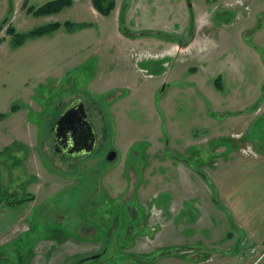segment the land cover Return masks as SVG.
Wrapping results in <instances>:
<instances>
[{"label": "rangeland", "instance_id": "374dc122", "mask_svg": "<svg viewBox=\"0 0 264 264\" xmlns=\"http://www.w3.org/2000/svg\"><path fill=\"white\" fill-rule=\"evenodd\" d=\"M46 1L0 0V187L9 194L0 210L12 211L6 214L20 221L16 230L0 235V264H72L81 256L85 259L79 264H247L254 259L255 264H264V244L248 241L244 246L213 249L198 243L203 237L214 247L218 246L214 241L235 238L232 230L221 233L223 224L215 209L224 214L228 210L219 202L214 183L205 177V167L234 163L240 153L252 157L247 154L264 150V110L259 108L264 105V0H189L192 27L181 17L187 10L180 12V3L175 7L180 0H129L127 10L124 0H115L117 7L124 1L123 20L119 10L111 16L93 12L87 0H73L48 15L27 11ZM112 20L119 25L114 41L110 34L102 35ZM54 21L76 25L27 38L19 45L7 32L9 26L24 33ZM82 21H93L95 26L82 28L78 26ZM153 28L163 43L165 37L177 38L178 53L160 57L166 46L153 45ZM107 53L114 87L87 98L90 92L85 88L96 72V76L102 73L98 70ZM193 71L207 82L220 76L222 90L216 102H252L244 109L226 107L232 110L226 115L237 117L236 124L221 128L225 136L216 138L212 133L197 145L185 144L184 137L206 125L205 115L198 108L192 111V97L181 91L174 95L170 110L161 105L169 88L183 89ZM76 98L91 110L95 106L99 146L90 154L64 158L51 149L48 127L57 110ZM119 101L117 109L112 103ZM123 129L130 131L126 140L119 139ZM111 149L116 152L113 161L106 158ZM159 154L186 165L208 187L206 203L214 214L205 211L204 224L197 217L201 207L196 211L193 201H181L171 218L175 226L183 225L178 232L196 241L184 244L187 249L182 243L176 247L169 238L170 192L161 184L149 191L150 177L161 173ZM22 189L34 200L16 201L23 196ZM185 207L192 209L185 212ZM211 232L214 238L206 239ZM95 254L99 256L89 258Z\"/></svg>", "mask_w": 264, "mask_h": 264}, {"label": "crops", "instance_id": "0c3cea01", "mask_svg": "<svg viewBox=\"0 0 264 264\" xmlns=\"http://www.w3.org/2000/svg\"><path fill=\"white\" fill-rule=\"evenodd\" d=\"M124 1H125V4H124ZM124 1H122V3L118 5L117 7V3L114 0L115 4L111 12L114 10H119L118 12V15H119L120 11H123L122 9L123 4L125 6V10H127L129 7L130 1L128 0V3L126 2V0ZM187 1L189 0H185V1L180 0L179 2L175 4V7L178 3H180L179 11L181 12L184 9L187 10L189 20L187 19L186 17L187 14L185 12L184 13L181 12V17L184 19L186 18L188 22L187 26L190 24L192 27L193 25L190 22L191 15L189 13V10H191L192 8H191V5L188 6ZM185 2H186V8H185ZM72 3H73V0H72ZM87 3H89V6H90L89 8H91L93 12L97 11L93 7L91 0H87ZM111 12L108 15H104V16H111L110 15ZM258 13H261V12H258ZM101 16H103V14H101ZM120 16H121V19L123 20L124 19L123 14H120ZM96 18H100V16L98 15ZM192 18H193V14H192ZM177 19L178 18L176 17V20ZM64 22H60V23H64ZM78 24L82 28L84 27L88 28V27L95 26V23L93 21H82V22H79ZM117 26L119 28V25L117 22H115V20L107 22L105 27L102 29V35L110 34L114 41L115 27ZM58 29H60V27ZM58 29L56 30L58 31ZM150 31L154 32L155 29L153 28ZM152 33L150 34L156 37L150 40H152L153 45L156 47V49H160L161 46H164V44L166 46V48L164 49V52L159 55L160 57L164 55H168V54L173 55L174 53H178L177 38L165 37L168 40L164 41L166 43H163V41L161 40L162 38L161 33H157V34H155V32L154 34ZM191 41H193V38H191L186 43H190ZM186 43H181L180 45H185ZM136 53L138 54L137 51ZM109 57L110 55L107 53V57L102 58L104 64L100 68V70H98V71H101L102 73L100 74V76H96V73H97L96 72L94 76L91 77V81L89 82L88 86L85 88L87 91L90 92L89 94H85L88 96L87 98H90L93 95L98 97L99 94L105 93L106 91H109V89L114 87V82H110V77H111L110 72L111 71L107 67V59ZM238 57L241 58L240 53H238ZM84 58L78 61L77 64L78 65L82 64L84 60L87 59V58L85 59ZM209 62L210 61L208 60L207 63ZM188 69L192 71V68L188 67ZM231 71L233 70L231 69ZM197 74H198L197 71L192 73V76H193L192 79L190 77L188 78L189 82L183 85L184 86L183 89H179L178 87H176V89L172 87L169 88V89H172L171 92L166 93L164 95L165 101H162L161 103L163 108L170 110L175 105V100H176V98H174L175 94L180 93L181 91H184V92H187V94L190 97H192L193 100H191V105L195 107V109H193L192 111H195L198 108L201 111V113L205 115L204 122L206 124L204 125V128L202 129V131L199 133L193 130H192V135L189 134V131L187 134L185 133V136H184L186 137L185 144H189L194 141L192 145L201 144L202 138L210 137L212 133L216 135V138L223 137L226 134L224 133L223 130H221V128L224 127L225 125L231 126V125L236 124L237 117L234 118L233 115L231 114L226 115L227 114L226 111L232 112V110L227 109L226 107H228L229 105H233L232 109L236 110V108L234 107L236 105L238 107L240 106L241 108H243L242 106L246 107L252 104V102L247 101V100L242 101V102H240L241 100H239L237 103H231V104H228V102H226L225 104V100H222V99L221 100L223 101V103L216 102L214 99L220 94L219 93L220 89H217L213 81L207 82L205 79H202L201 77H196ZM210 97H213V98H210ZM260 101L261 100H257L255 104L260 105V103L257 104V102H260ZM120 102L121 101L115 102L112 104L118 106L117 109H119V107L121 106ZM207 103H209L210 105H208ZM262 106L263 107H259V108H262V110H264V105ZM257 109L258 108H256L255 110ZM208 112H213L220 116L217 117L218 119L211 118L208 115ZM191 114L193 115V113ZM190 121L192 122V117H189V122ZM215 125H217V128H216L217 131L213 132L212 128H215ZM175 128H177V125H175ZM171 130H174V129H171ZM186 130H189V129L187 128ZM128 133H130L129 130L123 129L122 133L119 134V139L126 140ZM230 133H236V129L232 130ZM195 138H201V140L195 141ZM253 154H247L252 157H245L243 154L240 153L239 160H237L234 163L224 162V163H219L215 167L213 166L205 167V170L207 173L205 177H208L212 181V183H214L215 192L217 193L219 202L225 205L228 210V213L225 212L224 214L221 211L219 212L217 209H215V212H218L217 214L218 216L215 214V217L223 224L222 225L223 231H221L222 226L219 227V230L221 231V233H224L225 230L229 231L230 234L232 233L231 232L232 230L235 232V238L231 237L230 239H227V240L224 239L225 241H223L222 243L214 241L213 243L218 244V246L215 245L214 247H210V241H208L207 243L203 242L205 241V239L201 236L203 241H199L198 243L200 244L203 243L207 245L208 248H213V249H219L218 247L228 249L231 246H236V247H239V245L244 246L243 244L248 241L252 242V245L264 244V150L258 149L257 153H255L254 151ZM154 157L156 156L153 155V158ZM160 158L161 159L159 160V164L163 163V165H158V169L161 171V173H157L155 176L150 177L149 191L156 190L158 186H160L161 184V186L163 187L165 186L164 191L168 193L170 192L169 201H170L171 209H169V212L171 211V214L168 212L170 219L174 217V213L177 212V211L175 212L176 207L181 201L196 202L197 206L194 204L195 205L194 209L197 211L196 208L201 207L200 209L201 212L200 213L197 212L198 213L197 217L201 218L202 219L201 224H204L206 222V219H205L206 212L205 211H208L209 213L214 214L213 210L209 208L208 203H206L208 187L204 183L205 181L204 178H202L203 181H201L200 178L197 175H195L193 172H191L187 168L186 165L182 163L180 164V162L179 164H177L176 163L177 161L175 159H172L170 157L168 158L167 156L163 157L162 155H160ZM156 168L157 167H155L154 169ZM167 186H169V189L167 188ZM202 207L204 209H202ZM190 208L191 207H185L184 211L186 212ZM6 213L12 214V211H6ZM6 213L5 211L2 212V210H0V235H3L4 231L8 229L13 230V231L16 230L18 226L17 223L20 222L17 219H12V217H14L15 215L8 216ZM174 223H175L174 219L173 221L171 219L170 226H169V232L171 231V233H170L169 238L172 240V242L176 241V244H177L176 247H178L179 244L182 243V247L186 248L184 247V244L188 243L186 245H189L192 242L193 243L196 242L193 239L192 235H189L186 238L181 232H178L179 228L183 226L182 224L175 226ZM237 234H239L240 236L246 239H244L243 241H240L236 237ZM211 235L212 237L214 236V234L211 232V234L206 239H210ZM2 239L3 237L0 238V241ZM73 240L77 243V245L81 244V242L77 241L76 239H73ZM82 254L83 252L81 251L77 253L75 256H79ZM252 261L254 262L256 261V259ZM74 263L75 261H73L72 264ZM252 263L247 262V264H252Z\"/></svg>", "mask_w": 264, "mask_h": 264}, {"label": "trees", "instance_id": "16d2710c", "mask_svg": "<svg viewBox=\"0 0 264 264\" xmlns=\"http://www.w3.org/2000/svg\"><path fill=\"white\" fill-rule=\"evenodd\" d=\"M92 1V5L93 7L100 13L103 15H108L111 10L114 8V0H91ZM72 0H48L46 2H44L41 5L38 6H29L27 11L36 15V16H41V15H48V14H52V13H57L59 11H61L64 7L71 5ZM76 24H74L71 21H65L64 23H60L58 21H54V22H50L47 23L45 25L42 26H38L35 28L30 29L27 32L24 33H19L15 30V28L13 26H9V28L7 29V32L9 35L12 36L13 42L15 45H19L21 43H23L27 38L30 37H37V36H42L44 34L50 33L56 29H58L61 26L64 27H73ZM80 26V25H78ZM215 86L218 89H222V82L220 79V76L216 77L215 81ZM24 187V185H23ZM24 189V188H23ZM21 194H23V196L16 200L19 202H29L34 200V195L27 191V190H23ZM15 194H11L10 196H14ZM8 197L9 194H7V192H4L1 187H0V203L4 200L8 201ZM9 202L11 203V201L9 200ZM10 205V204H9Z\"/></svg>", "mask_w": 264, "mask_h": 264}, {"label": "flooded vegetation", "instance_id": "af4514ba", "mask_svg": "<svg viewBox=\"0 0 264 264\" xmlns=\"http://www.w3.org/2000/svg\"><path fill=\"white\" fill-rule=\"evenodd\" d=\"M77 102H79V98H76V99L68 101L67 103H64L61 107V110L60 111L57 110L56 116L54 118H52V120L49 123V127H48L47 139L49 136L51 149L53 150V152L55 154H57L61 157H64V158L65 157H69V158L75 157L78 154H86V155L90 154L97 149V146H99L98 135L96 132V139L94 141V146H93L92 150L90 152H87V153H82L87 149V148L85 149V147L90 145L92 142V135L89 131H80L77 134H74L73 130H69L64 136H58L57 130L54 129L56 122L59 119V116L62 114V112H64L65 110H68V109L69 110L72 109L73 106ZM83 103H84V110H85L86 116H87L88 120L90 121V123L92 124L94 130L96 131L94 120H93V117L96 116L95 115L96 113L93 114V112L95 110V106H93V108L91 110V107H88V105L85 103V101H83ZM84 137H87V139L85 141L86 146L78 147V142L81 140V138H84ZM110 151H112V149L109 151H106V153H107L106 158H107V155ZM95 255L99 256V254H95ZM84 259L85 258H82V256H81L80 258H78V262L75 264H79ZM252 264H255V262Z\"/></svg>", "mask_w": 264, "mask_h": 264}, {"label": "water", "instance_id": "95a60500", "mask_svg": "<svg viewBox=\"0 0 264 264\" xmlns=\"http://www.w3.org/2000/svg\"><path fill=\"white\" fill-rule=\"evenodd\" d=\"M54 129L57 130L58 136H64L69 130H73L74 134H77L80 131H89L92 135V142L90 145L85 147V149H87L82 153L90 152L94 146L96 131L86 116L84 103L81 99H79V102H77L72 109L62 112L56 122ZM86 139L87 137L81 138V140L78 142V147L86 146ZM115 157L116 152L112 150L108 153L107 160L113 161ZM95 257H98V255H92L89 258Z\"/></svg>", "mask_w": 264, "mask_h": 264}]
</instances>
